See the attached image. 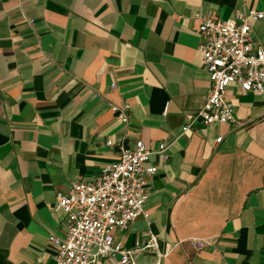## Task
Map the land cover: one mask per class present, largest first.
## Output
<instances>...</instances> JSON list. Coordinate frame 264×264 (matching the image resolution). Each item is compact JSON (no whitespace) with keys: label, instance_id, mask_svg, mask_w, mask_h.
Masks as SVG:
<instances>
[{"label":"crops","instance_id":"obj_1","mask_svg":"<svg viewBox=\"0 0 264 264\" xmlns=\"http://www.w3.org/2000/svg\"><path fill=\"white\" fill-rule=\"evenodd\" d=\"M263 8L264 0H0V264H55L49 237L66 232L57 192L96 177L136 139L157 172L147 177V216L115 230L118 241L130 248L150 229L161 248L180 242L162 264H264V95L231 83L235 122L197 117L210 87L199 16ZM252 36L264 43V19ZM124 102L128 126L111 109ZM134 260L157 263L152 251Z\"/></svg>","mask_w":264,"mask_h":264},{"label":"built area","instance_id":"obj_2","mask_svg":"<svg viewBox=\"0 0 264 264\" xmlns=\"http://www.w3.org/2000/svg\"><path fill=\"white\" fill-rule=\"evenodd\" d=\"M199 17L202 41L198 48L210 87L197 117L205 125L235 122V107L227 98L231 83L264 95V43L252 36L253 22L264 19V8L238 12L227 20ZM111 109L128 126L130 104L111 105ZM190 127L191 123L185 125L183 131ZM158 152H164V145ZM151 153L142 139H136L134 146H120L119 159L103 166L96 177L74 180L67 193L57 192L54 211L64 215L66 232L63 237H49L55 264H136L134 254L145 251L155 253L156 264H162L180 245L166 243L161 248L150 229L130 248L114 235L115 230L126 231L138 216H147V177L157 172L156 166H146Z\"/></svg>","mask_w":264,"mask_h":264}]
</instances>
